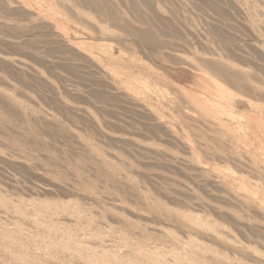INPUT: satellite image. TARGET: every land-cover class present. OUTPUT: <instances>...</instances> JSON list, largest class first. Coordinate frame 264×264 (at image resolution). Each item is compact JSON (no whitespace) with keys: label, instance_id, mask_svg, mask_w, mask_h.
<instances>
[{"label":"rangeland","instance_id":"374dc122","mask_svg":"<svg viewBox=\"0 0 264 264\" xmlns=\"http://www.w3.org/2000/svg\"><path fill=\"white\" fill-rule=\"evenodd\" d=\"M0 264H264V0H0Z\"/></svg>","mask_w":264,"mask_h":264}]
</instances>
